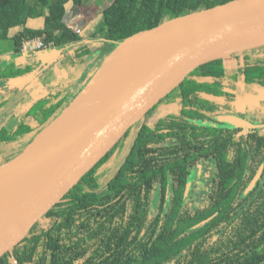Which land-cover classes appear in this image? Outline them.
I'll return each instance as SVG.
<instances>
[{
  "label": "trees",
  "instance_id": "16d2710c",
  "mask_svg": "<svg viewBox=\"0 0 264 264\" xmlns=\"http://www.w3.org/2000/svg\"><path fill=\"white\" fill-rule=\"evenodd\" d=\"M85 1L0 0V82L9 80L5 68L15 64L26 43L42 39L53 49H70L64 67L70 78L57 85L46 82L48 95L30 109L18 100V88L0 92V120L11 105L16 107L11 120L17 121L0 126V147L12 148L0 165L22 154L58 119L73 102L77 78L93 71L91 79L121 42L234 0H98L110 5L100 15V35L94 36L109 45L101 50L105 57L97 69L92 41L65 23L68 4L80 7ZM34 21L43 27H31ZM7 42L13 43L11 60L6 58ZM233 59L234 65L223 58L195 70L0 264H264V128L245 133L219 119L237 114L246 120L227 97L233 101L242 92L227 91L230 80L237 82L236 74L249 94H264V47ZM35 68L17 67L13 76L31 74ZM191 84L199 89L190 90ZM162 104L171 113L151 125ZM259 108L262 119L264 101ZM115 156L114 173L102 183L101 170ZM200 164L210 165L212 173L204 176L207 190H196L192 203L195 188L188 187ZM76 193L81 198H74Z\"/></svg>",
  "mask_w": 264,
  "mask_h": 264
},
{
  "label": "water",
  "instance_id": "95a60500",
  "mask_svg": "<svg viewBox=\"0 0 264 264\" xmlns=\"http://www.w3.org/2000/svg\"><path fill=\"white\" fill-rule=\"evenodd\" d=\"M258 38L262 40L247 44ZM261 47L264 0H234L168 20L121 42L58 119L22 154L0 165V185L31 174L11 198L0 204V259L21 245L132 128L195 70L223 58L229 63L235 55ZM38 53L44 63L60 49ZM100 82L108 85L98 96L72 120L53 128L82 95ZM219 119L239 129H255V125L236 116ZM259 177L252 182L251 190Z\"/></svg>",
  "mask_w": 264,
  "mask_h": 264
},
{
  "label": "rangeland",
  "instance_id": "374dc122",
  "mask_svg": "<svg viewBox=\"0 0 264 264\" xmlns=\"http://www.w3.org/2000/svg\"><path fill=\"white\" fill-rule=\"evenodd\" d=\"M98 4H99V6H97V5L96 6L100 7L99 9L98 8H94V9L91 8L89 10L85 7L79 8V7H75V5L68 4L67 15L65 18L66 25L69 28L74 29V30H76L77 27H79V28H82L84 30L87 29V30H91L93 32L95 31L98 34L100 32L102 26H103V23H102V20L100 17V15L102 13L101 11L106 9L110 5V2L105 1V2L98 3ZM37 24L41 25L42 22L40 21V23H37ZM15 32H17V31H14V33ZM98 35H100V34H98ZM108 46L109 45L105 41H101V40H96V42L92 41L91 47L95 51H97V56L95 58V61L93 62L94 67L96 69L99 67L100 63L102 62L103 58L105 57L104 54H102L101 50L103 48L108 47ZM5 49H6V54L13 52L14 51L13 43L7 42ZM26 49H28L32 53L37 52L36 51L37 45L34 41L29 42L28 44H26ZM69 50L70 49H66V50L60 49V53L50 56V57H55L53 60L56 59V61H54L51 64H53V65L58 64V68H57V66H54L53 69L55 71V74L58 75L59 78H63V77H65V79L67 78V73H64L65 68L61 66V62L67 61V54H68ZM41 56H43V55H39L36 57L39 58ZM230 61L232 62V60H230ZM228 62H229V59H228ZM234 62H236V61H234ZM14 63L15 64L12 63L7 68H5V72L7 73L9 80L6 82H0V92L2 93V95H6L8 93V90H10L11 87H17V86H14L13 84L18 77H14L13 75H15L16 70H17V65H19V63H18V61H17V63L16 62H14ZM44 63H46V62H44ZM51 70H52L51 68L47 67L46 70L44 69L43 71H41L39 76H37V77H35V79H33L34 81L30 80V78L32 77L33 74L27 75V77H26L27 81H25L24 82L25 84L22 85L21 91H19V95H18L19 96L18 99L21 98L20 103H22L24 105L25 109H29V106L35 100L38 99V101H40L39 99L43 98L45 95H48V90H47L46 86L42 84V81L44 80L46 75H48L49 73H52ZM236 70H237V66L235 65L234 66V72L235 73H236ZM228 71L230 72L229 67H228ZM92 74H93V71L90 73L89 72L87 73V71H85L84 72L85 78L83 80H81L82 77L77 78L78 82L72 86L75 89V94H74L73 99H72L73 101H75V99L78 97V95L85 88V85H87ZM236 79H237V82H232L233 80L229 81L228 85H229L230 89L227 90L230 94H237L238 89H240V88L242 89V92L240 90L239 98L234 97L233 101H232V96H229V95L227 96L228 98H230L231 103H233L234 106H236L235 107L236 113L239 112L240 114L246 116L249 119V121L255 125V128L256 127L264 128V118H262V119L258 118V115H257L261 109V108H259V104H260V102L264 101V94H262V93L257 94L255 92L249 94L244 89L243 80L237 74H236ZM79 80H81V81H79ZM31 81H33V82L30 84ZM38 84H41L42 88H40V90H37V93L33 95V89L32 88H34ZM187 85H189V83ZM197 89H199V86H197L195 84L190 85V90L193 91V90H197ZM180 90L183 93V90H186V89H185V87H181ZM180 94H181L180 92H176L175 95H180ZM33 98H35L34 101H32ZM29 103H30V105H29ZM251 104H254V107ZM165 106H166V104H162L161 106L157 107V109L154 111V113L151 117V122L149 121L151 125H154V123L159 118L165 116L168 112H170L169 109H171V108H165ZM172 108L176 109V106L172 107ZM15 109H16V107H12L10 105L3 112L4 114L2 113L3 118L0 120V126L5 125V124L8 125V123H10L12 121L11 117L16 114ZM13 125H14V123L12 124V126ZM248 131L249 130L245 129L244 132L247 133ZM11 150H12V148L1 146L0 147V160L3 156H5V154L8 151H11ZM115 159H116V156L114 157L113 161L110 164H108L103 170H101V182L102 183H106L108 181V179L114 173L113 165H114V162L116 161ZM200 165H199L200 167L198 170L199 173L196 172V176H195L194 180L197 184H200V187H198L197 191L205 192L208 188L209 182L204 180V176H210L211 175L212 167L210 165H203V164H200ZM73 197L76 199H79V198H81V194L76 193V194H74Z\"/></svg>",
  "mask_w": 264,
  "mask_h": 264
},
{
  "label": "crops",
  "instance_id": "0c3cea01",
  "mask_svg": "<svg viewBox=\"0 0 264 264\" xmlns=\"http://www.w3.org/2000/svg\"><path fill=\"white\" fill-rule=\"evenodd\" d=\"M72 5H74V4H72ZM99 6L98 5V0H86L85 1V3H84V5L83 6H76L75 5V7H79V8H87L88 10L89 9H91V8H100V7H97V6ZM74 7V6H73ZM102 12V11H101ZM90 21V20H89ZM37 23H40V21H34V22H31L30 23V26L31 27H35V28H37V27H39V28H42L43 27V24H41V25H39V24H37ZM19 29H17V30H15V31H18ZM77 31H82L83 33L81 34L82 35V37L84 38V40L85 41H94V42H96V39H94V36H95V31L93 32V31H91V30H84V29H82V28H79V27H77V29H76ZM16 33V32H15ZM37 51V50H36ZM38 52H40V51H37V52H34V53H32L31 51H29L28 49H26V48H24V53L22 54V55H20V56H18V57H16L15 59H13V62H16L17 63V61H18V63H19V65H17V67H22V66H25V65H29V66H32L33 64H36V68H35V71L33 72V73H31V74H33L32 75V77L30 78V80H33V79H35V77H37V76H39V74L41 73V71H43L44 69L46 70V68L47 67H49V68H51L52 70H51V72L52 73H49L48 75H46L45 76V78H44V80L42 81V84L43 85H45L46 86V82H48V81H52V82H54L56 85L57 84H60L61 83V80H64L65 79V77H63V78H59L58 77V75H56L55 74V71H54V66H57V68H58V64H56V65H53V64H51V63H53L54 61H56V59L55 60H53L55 57H50V58H48V59H46V63H42V62H40V59H41V57H39V58H37L36 56H39L40 55V53H38ZM11 54L13 53V52H10ZM10 53H8L7 54V60H11V54ZM67 57H68V54H67ZM45 59V58H44ZM53 60V61H52ZM234 61H236V60H233L231 63H229L230 65H234L235 64V62ZM68 63V60L67 61H62L61 62V66L62 67H65V64H67ZM64 73H67V78L65 79V80H68L70 77V75H69V73L66 71V70H64ZM27 75H29V74H27ZM27 75H23V76H19L17 79H16V81L14 82V86H17V87H15V88H18L19 89V91H21V87H22V85L23 84H25L24 82L25 81H27V79H26V77H27ZM36 75V76H35ZM31 76V75H30ZM19 79V80H18ZM34 81V80H33ZM33 81H31L30 82V84L33 82ZM40 88H42L41 87V84H38L37 86H35L34 88H32L33 89V95L34 94H36L37 93V90H40ZM46 88H47V86H46ZM35 89V90H34ZM48 90V89H47ZM49 93V92H48ZM22 94V93H21ZM47 95H45L43 98H45ZM19 97V96H18ZM35 100V98H33L32 99V101H34ZM39 100H41V99H39ZM19 101H21V98H19ZM36 102H38V99L37 100H35L34 102H32V104L30 105V103H29V109L36 103ZM6 113V112H5ZM4 114V113H3ZM2 117H3V115H2ZM29 121H30V119H29ZM33 121V119H31V122ZM15 122H17L16 120H13V121H11L10 123H8V124H13V123H15Z\"/></svg>",
  "mask_w": 264,
  "mask_h": 264
},
{
  "label": "bare ground",
  "instance_id": "6f19581e",
  "mask_svg": "<svg viewBox=\"0 0 264 264\" xmlns=\"http://www.w3.org/2000/svg\"><path fill=\"white\" fill-rule=\"evenodd\" d=\"M261 38H258L256 41H251L247 44H252L254 42L261 41ZM108 85V82H100L93 85L80 99L72 105L58 121V123L53 127L55 129L63 126L67 121L72 120L78 112L84 108L89 102H91L96 96H98ZM52 128V129H53ZM50 129V130H52ZM31 176V174L22 175L15 179H12L2 185H0V204L12 197V193L20 188L26 180Z\"/></svg>",
  "mask_w": 264,
  "mask_h": 264
},
{
  "label": "flooded vegetation",
  "instance_id": "af4514ba",
  "mask_svg": "<svg viewBox=\"0 0 264 264\" xmlns=\"http://www.w3.org/2000/svg\"><path fill=\"white\" fill-rule=\"evenodd\" d=\"M38 51V50H37ZM72 90L74 91V93H75V89H74V87L72 88ZM42 99V98H41ZM19 100V99H18ZM252 105V104H251ZM227 116H236V117H238L237 116V114H231V115H227ZM246 117V116H245ZM238 118H240V117H238ZM242 119V118H241ZM243 120H245V119H243ZM245 121H247V122H249V123H251L250 121H249V119L246 117V120ZM253 124V123H252ZM254 125V124H253ZM256 128H258V127H256ZM255 128V129H256ZM242 129H244V128H242ZM255 129H246V130H255ZM245 130V129H244ZM201 166V165H200ZM200 166H198V168H197V170L195 169V171H194V173L192 174V179H191V183L189 184V187L188 188H190V189H192L193 188V190H194V188H195V193H193V195L189 198V200H190V202H192V203H196V190L198 189V187H200V184H197L196 182H195V180H194V178H195V176H196V171L198 172V170H199V167ZM199 173V172H198ZM196 185H197V187H196Z\"/></svg>",
  "mask_w": 264,
  "mask_h": 264
},
{
  "label": "built area",
  "instance_id": "2783aa9c",
  "mask_svg": "<svg viewBox=\"0 0 264 264\" xmlns=\"http://www.w3.org/2000/svg\"><path fill=\"white\" fill-rule=\"evenodd\" d=\"M78 33L81 35L83 32L82 31H78ZM36 45H37V50L38 51H48V50H52L53 49V46L51 44H47L45 41H43L42 39H36V40H33ZM28 44V43H26ZM26 44L24 46V48H26ZM230 60H234L233 57L231 59H229V62L231 63Z\"/></svg>",
  "mask_w": 264,
  "mask_h": 264
}]
</instances>
